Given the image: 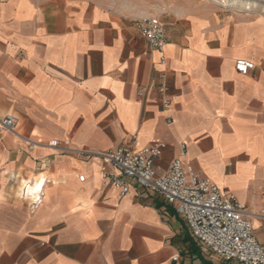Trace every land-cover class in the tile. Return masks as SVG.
<instances>
[{"label":"crops","instance_id":"crops-1","mask_svg":"<svg viewBox=\"0 0 264 264\" xmlns=\"http://www.w3.org/2000/svg\"><path fill=\"white\" fill-rule=\"evenodd\" d=\"M94 9L0 1V119L14 116L15 132L38 144L0 132V264H237L204 251L159 196L119 197L100 177V154L164 140L154 164L162 174L184 145L200 177L248 211L264 209V12L160 20L158 52L133 23ZM239 59L254 70L240 75ZM52 140L74 152L49 148ZM25 184L27 196L42 187L33 210ZM253 229L264 244V222Z\"/></svg>","mask_w":264,"mask_h":264},{"label":"built area","instance_id":"built-area-1","mask_svg":"<svg viewBox=\"0 0 264 264\" xmlns=\"http://www.w3.org/2000/svg\"><path fill=\"white\" fill-rule=\"evenodd\" d=\"M132 23L148 48L161 52L166 39L160 18L150 16ZM159 60L163 61V57ZM254 68L255 65L245 59L236 60L234 64L235 71L243 76ZM157 91L161 106L166 108L170 102L166 97L169 84L164 72L159 76ZM138 96H142V93L139 92ZM16 121L12 115L4 116L0 119V132L16 134L28 149L38 145L15 132ZM47 146L62 153L74 152L69 140H52ZM167 146L164 140H156L139 150L121 146L100 154V177L107 186L118 191L119 197L141 189L162 198L186 222L191 237L218 260L237 264H264V244L256 239L253 229L254 219L264 222V209L250 212L233 195H223L209 179L200 177L184 163V145H181L180 155L170 161L165 172L157 174L155 161L163 155ZM128 180H133L135 185H131ZM26 190L27 184L22 187L23 197H27ZM259 191L264 203V182ZM42 196L41 187L34 198H30V195L27 197L32 210L40 205Z\"/></svg>","mask_w":264,"mask_h":264},{"label":"rangeland","instance_id":"rangeland-1","mask_svg":"<svg viewBox=\"0 0 264 264\" xmlns=\"http://www.w3.org/2000/svg\"><path fill=\"white\" fill-rule=\"evenodd\" d=\"M5 1V0H0ZM42 6L61 5L66 0H33ZM102 8L112 20L133 22L150 16L162 21L169 17L191 16L197 12L224 15L232 11L264 12V0H76Z\"/></svg>","mask_w":264,"mask_h":264},{"label":"bare ground","instance_id":"bare-ground-1","mask_svg":"<svg viewBox=\"0 0 264 264\" xmlns=\"http://www.w3.org/2000/svg\"><path fill=\"white\" fill-rule=\"evenodd\" d=\"M37 180H39V179H37ZM36 184V186L38 185L37 184V182L35 183ZM41 187H39L38 189H35L34 187L33 188H30L31 190H29L28 191V194H31L30 196V198H34L35 197V194L38 192V190L40 189ZM33 192V193H32ZM26 195H27V190H26ZM29 196V195H28ZM27 196V197H28ZM29 198V197H28Z\"/></svg>","mask_w":264,"mask_h":264}]
</instances>
